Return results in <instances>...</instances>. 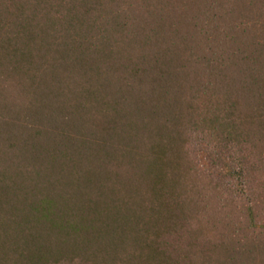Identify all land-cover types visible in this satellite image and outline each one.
<instances>
[{
	"label": "trees",
	"instance_id": "trees-1",
	"mask_svg": "<svg viewBox=\"0 0 264 264\" xmlns=\"http://www.w3.org/2000/svg\"><path fill=\"white\" fill-rule=\"evenodd\" d=\"M0 264H264V0H0Z\"/></svg>",
	"mask_w": 264,
	"mask_h": 264
},
{
	"label": "rangeland",
	"instance_id": "rangeland-1",
	"mask_svg": "<svg viewBox=\"0 0 264 264\" xmlns=\"http://www.w3.org/2000/svg\"><path fill=\"white\" fill-rule=\"evenodd\" d=\"M191 153L199 171L216 182L224 196L246 204L254 197L256 191L255 177L245 173L242 174L243 181L236 179L234 172L238 170V166L233 160L227 156H222L220 160L212 164L208 158V148L200 143L192 144Z\"/></svg>",
	"mask_w": 264,
	"mask_h": 264
}]
</instances>
